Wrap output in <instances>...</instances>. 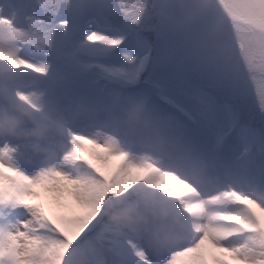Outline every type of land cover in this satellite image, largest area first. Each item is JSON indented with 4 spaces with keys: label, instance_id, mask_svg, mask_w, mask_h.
<instances>
[{
    "label": "snow or ice",
    "instance_id": "obj_1",
    "mask_svg": "<svg viewBox=\"0 0 264 264\" xmlns=\"http://www.w3.org/2000/svg\"><path fill=\"white\" fill-rule=\"evenodd\" d=\"M32 7L39 11L38 3ZM40 14L53 35L37 70H51L69 115L76 105L86 108L72 120L63 157L80 170L50 169L0 139V264H264V235L244 219L250 231L233 239H217L209 227L174 240L162 229L123 225L105 214L106 194H125L139 182L161 186L152 180V164L87 132L110 118L117 97L143 100L162 114L180 138L178 157L191 156L221 181L253 189L264 209V88L253 89L234 66L207 59L193 45L196 26L179 25L194 6L89 0Z\"/></svg>",
    "mask_w": 264,
    "mask_h": 264
},
{
    "label": "rangeland",
    "instance_id": "obj_2",
    "mask_svg": "<svg viewBox=\"0 0 264 264\" xmlns=\"http://www.w3.org/2000/svg\"><path fill=\"white\" fill-rule=\"evenodd\" d=\"M6 2L7 1L0 0V53L13 55L16 61L8 65L11 68L9 74L0 77V108H2L1 111L6 110L2 104V101L4 100L8 102L12 108L26 113L25 110H22L17 105L15 106L13 101L9 99L10 97L7 95L8 92H16L21 94V96L28 95L31 89L36 88V84L35 86H31V89H27L23 84L33 80L37 84L39 82L46 84L47 91H58V89L54 84L52 77L50 78L43 74V72L37 70L42 64L46 63L47 58L44 54L33 53L30 49H27L24 46H17L11 42L9 44V40L13 42L14 38H21L25 30L21 28L22 22L17 18L15 6L11 2ZM88 2L89 0L86 3ZM163 2L167 3L168 0H163ZM178 2L182 4L187 2L194 6V15L181 22L179 27L181 26L182 30H188L190 26L194 24L197 28L195 37L196 40L197 38L199 39V43L196 41L195 43L197 47L200 46L199 49L207 53V55H212L214 53L213 51H217L221 46L228 48L236 46L238 49L241 48L247 55H249L255 44L257 48V54H255V57L259 59L260 53L264 55V0H178ZM229 38L235 43L230 42ZM21 61H23V63H19ZM28 65H31V67ZM1 91L6 93L7 98L3 96ZM11 97L16 98L14 96ZM52 104V108L50 109H54L56 105L54 101ZM110 106L112 115L108 119V124L112 127L118 128V130L123 133H121L120 137L124 141H127V144L136 141L140 142L139 139L144 134L142 128H145L152 134V137L155 138L156 141L158 140V143H160L162 147L168 145L171 148L168 149L171 154H173L172 158H174L171 159V162L178 164L183 172V175L181 176L187 175L193 180H198L201 175V181L208 179V185L211 184V182L213 183L214 179L216 183L218 181L216 188L209 191L213 197L205 195L207 197L206 200L201 201L199 198L201 195L197 193V191L200 192V190L197 188L196 191L195 185H191V188H189L185 194L183 193L185 186L177 179H171L181 184V188L173 191L172 194L178 193L177 198L181 202H191L195 206H198L197 208L201 215L208 217L207 219L200 221L201 224H205L206 226L215 229L216 232H219L221 239H233L238 231H250V229L244 228L239 222L240 219H244L247 223L253 225L252 230H254L256 235H264V209H260L256 204L258 194L253 189L245 187L240 183L233 184L225 181H223L220 186L219 178L213 175L206 165H203L200 161L188 155L185 157H178L177 152L179 151V146L181 144L179 136L175 133L167 119L162 114L155 112L151 106L143 100L135 98L123 99L117 97L111 100ZM57 107L62 108L63 105L59 104ZM46 114L52 117L50 114ZM45 119L46 118H44L43 122L38 123V125L50 126L45 122ZM19 122L20 123L16 122V124L20 127L21 135L23 136V134H26L29 131H24L23 123L21 121ZM90 128H92L96 137L99 139H102V137H105L106 139L110 138L111 140L113 139L114 141L112 140V142L122 150L123 140L115 138V135L109 132L107 128L99 126H90ZM172 137L175 138L174 142L166 141V139L170 140ZM22 138L20 139V144L25 145L26 140ZM67 147L69 148V145ZM154 149L155 147H152L151 150L153 151ZM125 150L129 156L132 155V153L127 152L133 151L132 148H129L128 150L125 146ZM22 152H28V150L24 149ZM67 153L68 150L66 151V149H64V156L67 155ZM146 155L147 159L145 162L152 164V171L162 169L166 164L165 161H167V164L169 162V159L156 158L153 154H149L148 151L146 152ZM139 159L138 154L135 152V159L133 160L140 162L141 159ZM181 159H186L187 163H179L178 161ZM152 180L160 182L159 177L157 176L152 177ZM155 188L158 191L162 190L161 186ZM107 195L109 196L110 193ZM250 197L252 198L250 199ZM227 199H232L235 202L232 204L226 203ZM128 200H131L130 197L124 198L123 202ZM146 200L147 199H143L139 195H135L133 199V201L143 204L147 208L149 200ZM261 202L264 203V199H262ZM118 208H120V210H118ZM163 209L165 208H152V212L160 214L168 211H164ZM177 209L179 210L178 212H180L179 214H187L189 216V211H192L191 206ZM173 212H176V210ZM128 213H130L128 210L123 208L121 210V207H117L115 212L111 213L109 216L117 221ZM129 215L133 217L131 219L136 221L139 220V216L136 213H130ZM130 216L127 215L126 218L130 219L128 218ZM176 222L173 221V223ZM183 222V220H180L177 225L183 226ZM197 229L199 230L198 227Z\"/></svg>",
    "mask_w": 264,
    "mask_h": 264
},
{
    "label": "bare ground",
    "instance_id": "obj_3",
    "mask_svg": "<svg viewBox=\"0 0 264 264\" xmlns=\"http://www.w3.org/2000/svg\"><path fill=\"white\" fill-rule=\"evenodd\" d=\"M30 82L26 84L21 83L27 89H31V86H35L36 84V88L31 89L28 95L21 96V94L16 92L7 93L8 97H10L9 99H11L15 105L26 111V114L23 115L18 112L15 113H17L22 118L24 131L26 130L27 132H29L23 134L22 136L20 127L16 124L15 121H13V124L10 126V128L5 130L2 125L3 123L12 122L10 119L11 115L10 117H8L0 114V138L10 140L15 144H18L22 148H20L21 151L27 149V153L34 155L38 163L43 164L50 169H55L59 165L64 164L66 166L64 169L65 171H79V162L62 158L64 154H62L61 152L63 151V149L69 151V148L67 147L68 143L66 141L67 138L72 135V120H78L81 117L85 116L86 108L82 105H76L73 107L71 115H69L68 110L64 106L62 108L57 107L59 104H62L58 91H47L46 84L42 82H39L38 84L35 83L34 80ZM1 92L3 93V96L7 98L6 93L3 91ZM11 96H14L16 98H12ZM53 101L54 103H56V105L54 109H50L52 108L51 105H53ZM2 104L5 107L7 103L3 100ZM9 111L11 110L7 104V113H9ZM46 113L50 114L52 117L48 116ZM44 118L47 119H45V122H47L50 126L38 125V123L43 122ZM96 126L107 128L109 132L115 135V138H120V140H123L120 137L122 132H120L118 128L110 126L108 124V120L103 124H99ZM27 128L30 130H28ZM87 132L95 135L92 128L90 127L87 128ZM142 132L144 134L139 139L140 142L136 141L132 142L131 144H127V141L123 140L122 150L126 152L125 146L127 148L132 147L133 151H127L128 153H132V155L129 157L132 160L135 159L136 152L141 159H139L140 162L146 161L147 151L149 154H153L156 158L167 157L169 159L168 164L167 161H165L166 164L162 167V169H156L155 171H152L153 173H151V177H159L162 190H156V188L152 184L139 182L125 194L116 195L115 193H110L109 196L106 194L102 201L105 214L110 215L111 213L115 212L117 207H121V210L123 208L128 210L130 213H135L122 202L124 198L127 197H130L131 199L128 200L129 202H133L135 195H139L143 199H147L146 201L149 200L148 204L146 203L147 208L149 209L147 215L141 217L136 213L140 218L144 220V224L142 222H139L138 220L136 221L134 219H131L133 217L129 215L130 213L127 214L128 216H130L128 217L130 219H127V215H125L121 219L117 220V222L133 227L144 226L152 229L153 231L161 229L165 231V228L169 227V221L166 219V217H169L174 221L183 220V227H192L188 232H181L180 229H176L177 227L175 228V230H170L169 232L165 231L168 237L174 240H180L187 234L199 233V230L203 231L209 228V226L200 223V221H203L208 217L200 214L197 208L198 206H195L191 202H181L177 198L178 193L172 194L173 191L179 190L181 188V184L185 186V190L183 192L185 194L186 191L190 188V185L196 184L198 187L202 188L203 184L200 182L199 184H197L194 180L189 179L187 175L181 176L183 175V172L181 171L178 164L171 162V159H174L172 158L173 154H171L170 151H163L159 153L153 152L151 150V147H160L161 144L158 143V140L156 141V139L152 137V134L147 129L142 128ZM21 138L26 140L25 145L20 144ZM103 139L106 138L102 137V140ZM171 179H177L181 184ZM212 188L213 184L205 191H210ZM199 198L201 201H205L207 197L203 195ZM187 206L192 207V211H189L190 216L187 214H179L180 212H178L179 210L177 208L180 209ZM156 207H162L165 208L163 209L164 211H168L166 213L163 212L160 214H155L152 212V208ZM118 210H120V208H118ZM174 210H176V212H173ZM197 227L199 228V230L197 229ZM216 233H214V235H216ZM216 238L221 239L220 234L216 235Z\"/></svg>",
    "mask_w": 264,
    "mask_h": 264
},
{
    "label": "trees",
    "instance_id": "obj_4",
    "mask_svg": "<svg viewBox=\"0 0 264 264\" xmlns=\"http://www.w3.org/2000/svg\"><path fill=\"white\" fill-rule=\"evenodd\" d=\"M16 7L17 16L23 21L22 29L25 30L22 37H16L15 42L28 45L33 50L41 51V47L46 39L51 38L53 33L49 22L40 13L55 14L64 7L86 4L88 0H11ZM39 4V11H33V4ZM232 20V19H230ZM234 21V20H232ZM180 28H182L180 26ZM262 31V30H261ZM263 32V31H262ZM264 33V32H263ZM199 39L194 36L192 43L197 47ZM231 41V38H229ZM195 43V44H194ZM235 43V42H232ZM200 46L197 48L199 49ZM256 44L247 55L241 48L233 46L231 48L221 46L212 55H207V59L222 62L225 65L234 66L246 82L255 90L264 88V55L260 53L259 59L255 57ZM201 50V49H200ZM15 60L11 55L0 53V74L6 72ZM49 74L52 77L51 70Z\"/></svg>",
    "mask_w": 264,
    "mask_h": 264
}]
</instances>
